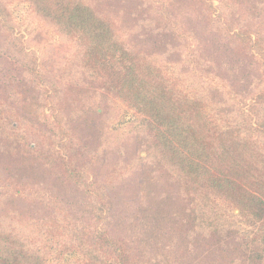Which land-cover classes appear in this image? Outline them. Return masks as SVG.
<instances>
[{"label": "rangeland", "instance_id": "rangeland-1", "mask_svg": "<svg viewBox=\"0 0 264 264\" xmlns=\"http://www.w3.org/2000/svg\"><path fill=\"white\" fill-rule=\"evenodd\" d=\"M84 1L113 18L125 41H145L156 64L177 87L201 98L221 129L248 113L253 115L251 122L256 116L264 125V0H251L254 8L241 12L239 20V25L248 27L252 41L257 35L256 54L246 51L244 44L238 43L240 39L228 41L224 28L231 26H224L221 18L207 36L195 14L185 12L188 0H180L179 7L170 4L168 10L182 28L197 30L191 56L181 51L187 49L184 46L176 49L178 42L152 33L154 24L135 9L144 8L145 0ZM156 1L160 2L154 0V4ZM171 1L178 0H162V4ZM219 5L213 0L209 8L219 14ZM79 53V45L36 13L29 1L0 0V93L1 99L5 98L0 105L5 109L4 122L0 119V152L7 149L16 160L20 151L16 154L14 148L23 149L20 143L32 146L43 141L46 145L62 139L73 161L90 169L88 181L95 180L93 189L100 187L105 193L108 208L104 216H108L101 225L112 235L125 238L131 253L145 264H264L257 258H243L241 235L251 227L237 209L218 205L220 230L215 235L208 228L193 227L180 210L185 201L176 178L167 177L165 166L152 161L144 120L124 102L99 89L80 68ZM13 91L22 96L16 98ZM15 119H19L18 133L7 138ZM259 135L264 139V132ZM29 171L25 172L28 177L69 205L55 211L58 219L52 224L42 218L47 212L30 201L6 200L7 209L17 204V225L45 251L46 262L82 263L84 256L78 250L61 251L60 243L68 241L65 232L81 233L83 226L90 229L95 222L86 206L88 199L81 188L61 184L45 169L32 172L34 178Z\"/></svg>", "mask_w": 264, "mask_h": 264}, {"label": "trees", "instance_id": "trees-1", "mask_svg": "<svg viewBox=\"0 0 264 264\" xmlns=\"http://www.w3.org/2000/svg\"><path fill=\"white\" fill-rule=\"evenodd\" d=\"M27 1L36 13L50 20L61 34L68 35L79 45V66L99 89L107 96L124 102L142 117L148 127L147 146L152 150V161L165 166L167 177L173 175L176 178L180 195L185 201L180 210L189 217L193 227L208 228L215 235L220 230L218 205L237 209L242 220L251 227L249 232L241 235L243 258H257L262 263L264 139L259 133L264 132V125L257 117L251 122L253 115L248 113L246 117L236 119L234 125L221 129L205 110L203 100L177 87L174 79L156 64L145 41H125L116 21L97 11L87 1ZM159 1L155 5L154 0H145L144 8L135 9L149 18L148 23L154 24L152 33L178 42L176 49L181 50L184 46L187 49L181 51L191 56L197 30L182 28L173 11L168 10L170 4L182 5L180 0L169 4ZM188 1L189 8H186L190 11L187 9L185 12L187 15L190 12L195 14L207 36L211 29L216 28L217 19L221 18L224 26H231L224 28L228 41L240 39L238 43H243L246 51L256 54L257 35L252 41L248 27L239 25L241 12L254 8L255 0H218L219 14L209 8L213 0ZM147 35L145 37H149ZM181 41L185 42L184 45ZM3 44L4 50H9L8 43L4 41ZM13 95L16 98L22 96L15 91ZM4 102L5 98L1 99L0 93V105ZM251 102L254 106L255 100ZM4 112L5 109L0 106L3 122ZM55 118L58 122L57 114ZM15 123L7 138L18 133L19 119H15ZM59 128L70 137L66 129ZM42 142L32 146L20 143L23 149L14 148V153L20 151L16 160L11 151L4 149L0 152V264H62L46 262L45 251L39 244L34 245L31 236L17 225L20 214L17 204L7 209V201H30L47 212V217H42L45 222L52 224L58 219L55 211L69 203L57 200L55 195L46 192L41 183L25 174L30 170L29 174L34 178L32 172L37 174L40 169L47 170L63 185L81 188L88 199L86 206L96 218L95 222H91L90 229L83 226L81 233L65 232L68 241H61V251L78 250L84 256L80 264H145L131 253L125 238L112 235L108 228L101 225V221L108 216H104L108 208L107 200L100 187L93 189L95 180L88 181L90 169L80 161H73L65 152L66 145L62 139L46 145ZM96 190L100 193L95 196Z\"/></svg>", "mask_w": 264, "mask_h": 264}]
</instances>
